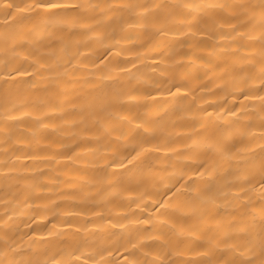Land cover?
Instances as JSON below:
<instances>
[{"label": "bare ground", "instance_id": "1", "mask_svg": "<svg viewBox=\"0 0 264 264\" xmlns=\"http://www.w3.org/2000/svg\"><path fill=\"white\" fill-rule=\"evenodd\" d=\"M0 264H264V0H0Z\"/></svg>", "mask_w": 264, "mask_h": 264}]
</instances>
